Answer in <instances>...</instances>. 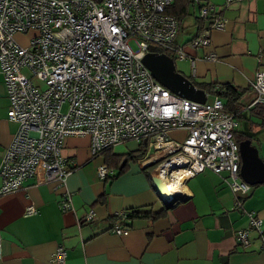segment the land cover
Returning <instances> with one entry per match:
<instances>
[{
    "label": "built area",
    "instance_id": "2783aa9c",
    "mask_svg": "<svg viewBox=\"0 0 264 264\" xmlns=\"http://www.w3.org/2000/svg\"><path fill=\"white\" fill-rule=\"evenodd\" d=\"M171 1L0 0V69L9 100L7 117L18 124L0 163L1 193L19 189L30 177L53 184L55 190L64 187L69 173L62 154L66 136H88L90 157L124 140L147 138L151 150L141 163L153 167L154 177L165 184L176 176L183 184L205 168L227 171L224 179L240 205L238 196L251 186L239 178L235 114L218 95L198 102L172 92L141 62L146 53L162 54L188 59L194 71L196 57L175 42L179 24L167 12ZM192 1L206 22L187 43L195 49L209 44V30L221 29L224 17L211 13L205 2ZM16 33L27 35L25 44ZM205 58L216 56L210 51ZM33 76L41 83H34ZM250 86L255 95L249 105L264 104L263 69L255 71ZM172 129H184L186 135L170 138ZM96 173L105 178L114 172L101 163ZM168 193L184 196L181 188ZM61 194L60 208H70L71 193L64 188ZM35 212L34 205L25 207L24 214ZM247 215L249 225L236 231L237 240L247 244L251 229L264 240L262 220L252 212ZM94 216L89 208L79 221ZM65 255L58 246L51 260L65 264Z\"/></svg>",
    "mask_w": 264,
    "mask_h": 264
},
{
    "label": "crops",
    "instance_id": "0c3cea01",
    "mask_svg": "<svg viewBox=\"0 0 264 264\" xmlns=\"http://www.w3.org/2000/svg\"><path fill=\"white\" fill-rule=\"evenodd\" d=\"M201 2L224 17V26L209 30L208 45L192 49L189 39L206 22L198 17L196 3L172 0L167 12L179 24L175 42L196 57L193 72L188 59L173 57V63L175 59L188 63V73L179 72L203 89L205 100L218 95L226 104L231 99L226 106L235 114L238 147L249 138L264 164V104L248 106L255 95L250 81L256 70H264V0ZM17 40L25 44L27 37ZM210 51L215 60L205 58ZM223 85L235 93H216L215 88ZM8 107L0 69V163L18 126L7 117ZM168 135L182 139L186 131L172 129ZM129 140L133 139L90 157L88 136H66L62 154L69 173L64 187L55 190L53 184L30 177L19 189L0 192V264H55L51 257L58 246L65 249V264H264L260 235L251 229L243 244L235 234L248 227L247 212L264 224V167L251 173L252 183L247 182L251 191L238 196L239 206L224 179L227 173L208 168L179 186L184 196L167 202L153 185L151 165L141 163L151 150L149 140L136 141L133 150L125 147ZM101 163L110 166L113 175L100 178L96 166ZM64 188L72 201L62 210L58 200ZM30 204L36 212L26 215ZM89 208L94 209V218L80 222Z\"/></svg>",
    "mask_w": 264,
    "mask_h": 264
},
{
    "label": "water",
    "instance_id": "95a60500",
    "mask_svg": "<svg viewBox=\"0 0 264 264\" xmlns=\"http://www.w3.org/2000/svg\"><path fill=\"white\" fill-rule=\"evenodd\" d=\"M141 62L148 68L155 80L172 92L180 96L188 97L194 101H205L203 89L196 87L186 75L177 71L174 67L173 59L170 56L146 53L141 58ZM239 154L241 159L239 175L244 181L252 183L251 173L254 170H258L259 167H264V164L257 154V148L251 145L249 138H246L239 142ZM152 181L154 187L165 201L173 202L176 200V196L166 191L164 183L159 178L153 177Z\"/></svg>",
    "mask_w": 264,
    "mask_h": 264
},
{
    "label": "rangeland",
    "instance_id": "374dc122",
    "mask_svg": "<svg viewBox=\"0 0 264 264\" xmlns=\"http://www.w3.org/2000/svg\"><path fill=\"white\" fill-rule=\"evenodd\" d=\"M16 36H17V39H20L21 41H24V39L27 37V35H25L26 37H24L22 35L21 36L16 35ZM128 44L131 47V49H133V50L136 49V44L133 41V39H130L128 41ZM174 67H175L176 70L181 71V72H183L185 74L188 73V71H189V65H188V63L185 60L175 59L174 60ZM22 70H23V73L27 74L28 76L30 75V71L28 69L24 68ZM32 81L34 83H41L36 76L32 77ZM66 107H67V104L64 103L62 105V107H61V110L65 111ZM136 144H137L136 140H129L128 143H126L125 147L128 148L129 150H133V149L136 148ZM148 153H149V149L146 152V156L148 155ZM149 169L151 170V169H153V167L150 166ZM223 173H227L228 174L227 171H223Z\"/></svg>",
    "mask_w": 264,
    "mask_h": 264
},
{
    "label": "bare ground",
    "instance_id": "6f19581e",
    "mask_svg": "<svg viewBox=\"0 0 264 264\" xmlns=\"http://www.w3.org/2000/svg\"><path fill=\"white\" fill-rule=\"evenodd\" d=\"M180 182H181V179L174 176L173 178H171L170 181H167L164 184L165 185L164 187L166 188V191L172 192V191H175L177 188H179V186L182 184Z\"/></svg>",
    "mask_w": 264,
    "mask_h": 264
},
{
    "label": "trees",
    "instance_id": "16d2710c",
    "mask_svg": "<svg viewBox=\"0 0 264 264\" xmlns=\"http://www.w3.org/2000/svg\"><path fill=\"white\" fill-rule=\"evenodd\" d=\"M190 2H193L192 0H189ZM225 87V88H224ZM216 89V93H218V94H224V93H226V95H228V92H226V91H229L230 93H235V90L232 88V87H230V86H225V85H223V86H218L217 88H215ZM225 91V92H224ZM224 92V93H223ZM231 96V94L228 96V97H230ZM231 102V99L229 98V100H228V102L226 103V104H224L225 105V108L228 110V108H227V106L226 105H228L229 103ZM253 105V104H252ZM248 106H250V105H248Z\"/></svg>",
    "mask_w": 264,
    "mask_h": 264
}]
</instances>
